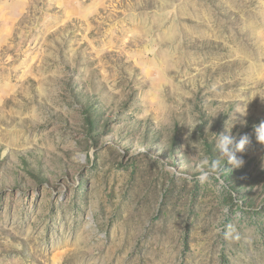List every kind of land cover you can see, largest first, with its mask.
Segmentation results:
<instances>
[{
	"label": "rangeland",
	"instance_id": "obj_1",
	"mask_svg": "<svg viewBox=\"0 0 264 264\" xmlns=\"http://www.w3.org/2000/svg\"><path fill=\"white\" fill-rule=\"evenodd\" d=\"M262 122L264 0H0V264H264Z\"/></svg>",
	"mask_w": 264,
	"mask_h": 264
},
{
	"label": "clouds",
	"instance_id": "obj_2",
	"mask_svg": "<svg viewBox=\"0 0 264 264\" xmlns=\"http://www.w3.org/2000/svg\"><path fill=\"white\" fill-rule=\"evenodd\" d=\"M162 90V89H161ZM158 90L155 99L150 100L149 103L153 105L150 111H145L141 114L152 115L153 121L157 126L168 123V105L163 101V98L159 96ZM256 138L258 142L264 144V122H262L256 129ZM250 144L248 135L237 137L231 135V131L228 133L217 134L215 141V147L219 153V156L227 162L228 165L233 168H239L243 164V160L238 158L236 153H243ZM170 166L165 164L164 170L167 171ZM199 175L196 179L201 183L209 180V177L216 174L220 170V161L218 159H210L208 156L201 154V158L198 162Z\"/></svg>",
	"mask_w": 264,
	"mask_h": 264
}]
</instances>
